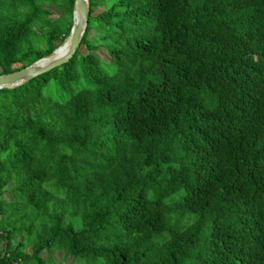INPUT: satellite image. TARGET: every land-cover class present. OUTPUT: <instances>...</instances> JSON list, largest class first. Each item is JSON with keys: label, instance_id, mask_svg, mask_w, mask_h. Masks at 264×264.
<instances>
[{"label": "trees", "instance_id": "1", "mask_svg": "<svg viewBox=\"0 0 264 264\" xmlns=\"http://www.w3.org/2000/svg\"><path fill=\"white\" fill-rule=\"evenodd\" d=\"M74 1L0 0V74L61 45ZM87 20L69 60L0 88V264H264V0Z\"/></svg>", "mask_w": 264, "mask_h": 264}, {"label": "water", "instance_id": "2", "mask_svg": "<svg viewBox=\"0 0 264 264\" xmlns=\"http://www.w3.org/2000/svg\"><path fill=\"white\" fill-rule=\"evenodd\" d=\"M88 0H75L73 10V24L68 37L63 43L67 48L62 54H55L60 46L56 47L48 56H44L28 66L0 74V88L14 87L42 72L50 70L69 60L76 48L80 45L81 39L87 27Z\"/></svg>", "mask_w": 264, "mask_h": 264}, {"label": "rangeland", "instance_id": "3", "mask_svg": "<svg viewBox=\"0 0 264 264\" xmlns=\"http://www.w3.org/2000/svg\"><path fill=\"white\" fill-rule=\"evenodd\" d=\"M51 14H50V18H56L58 16L61 15V11H59L58 9L54 8V7H47ZM97 11H99V9H97ZM35 31L38 33L39 30L38 28L35 26ZM93 40V38H91ZM96 54H98L101 58L108 60L109 59V55L107 53L106 50H104L103 48H99L96 51ZM15 66H18V64H15ZM43 256L47 255L46 250H44L42 252ZM53 259L55 260V262H62V263H68L71 261L72 257L71 255L67 254L65 251L63 250H59V251H55L53 253Z\"/></svg>", "mask_w": 264, "mask_h": 264}, {"label": "bare ground", "instance_id": "4", "mask_svg": "<svg viewBox=\"0 0 264 264\" xmlns=\"http://www.w3.org/2000/svg\"><path fill=\"white\" fill-rule=\"evenodd\" d=\"M59 49L57 50V52L55 53L57 54H62L65 52L66 48H67V43H62L61 45H59Z\"/></svg>", "mask_w": 264, "mask_h": 264}]
</instances>
